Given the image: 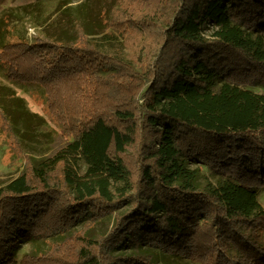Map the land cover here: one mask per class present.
<instances>
[{
    "label": "trees",
    "instance_id": "1",
    "mask_svg": "<svg viewBox=\"0 0 264 264\" xmlns=\"http://www.w3.org/2000/svg\"><path fill=\"white\" fill-rule=\"evenodd\" d=\"M72 3L0 13V264H264V0Z\"/></svg>",
    "mask_w": 264,
    "mask_h": 264
},
{
    "label": "rangeland",
    "instance_id": "2",
    "mask_svg": "<svg viewBox=\"0 0 264 264\" xmlns=\"http://www.w3.org/2000/svg\"><path fill=\"white\" fill-rule=\"evenodd\" d=\"M31 0H0V13L5 9L20 6L26 3H30ZM62 1H72V4H76L77 0H61ZM53 4V3H51ZM71 4V5H72ZM53 5L49 6V11L43 12V17H46V21L49 22L53 18L52 14L54 13ZM41 17V18H43ZM17 23V34L26 38H30L36 31L32 27L35 24L33 19H30V15L22 13L20 20ZM0 82L3 84H7L6 81L0 75ZM8 85V84H7ZM251 91L257 94L264 95V88L262 87H253L250 88ZM16 95L22 98L25 101V104L28 110L31 113L37 114L45 119L50 128H54L56 130V126L51 122L50 118L45 114L43 104L40 100H36L29 96V94L15 89ZM34 140V139H33ZM27 140V142H20V144L16 143L15 140H12L6 131V127L0 123V187L4 186L9 180L19 176L26 168L27 165V156L31 155L35 158L42 156L45 150L48 148L39 145L37 141ZM79 167V166H78ZM76 167V171L78 170ZM81 167V166H80ZM258 200L264 209V193L260 192L258 194ZM264 224V222H263ZM262 224V227H263ZM110 226L109 221H105L97 225V228L103 230ZM257 239L259 240L261 246L264 248V227L261 228L258 232ZM32 247L30 245L22 246L21 252H29ZM182 264H192L187 262H182Z\"/></svg>",
    "mask_w": 264,
    "mask_h": 264
}]
</instances>
